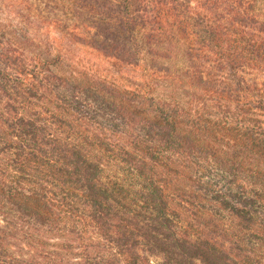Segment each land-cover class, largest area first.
<instances>
[{
	"label": "trees",
	"instance_id": "1",
	"mask_svg": "<svg viewBox=\"0 0 264 264\" xmlns=\"http://www.w3.org/2000/svg\"><path fill=\"white\" fill-rule=\"evenodd\" d=\"M0 264H264V0H0Z\"/></svg>",
	"mask_w": 264,
	"mask_h": 264
}]
</instances>
